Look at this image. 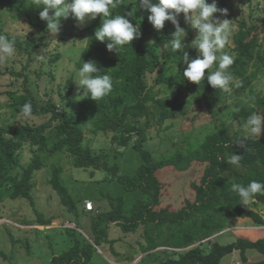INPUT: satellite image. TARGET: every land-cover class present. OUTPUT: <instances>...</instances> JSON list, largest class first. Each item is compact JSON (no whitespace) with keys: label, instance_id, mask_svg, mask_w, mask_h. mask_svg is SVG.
Returning <instances> with one entry per match:
<instances>
[{"label":"trees","instance_id":"trees-1","mask_svg":"<svg viewBox=\"0 0 264 264\" xmlns=\"http://www.w3.org/2000/svg\"><path fill=\"white\" fill-rule=\"evenodd\" d=\"M138 5L139 0H118V7L112 10L113 14H123L141 33L120 53L109 52L107 41L95 40L94 33L101 25V17L98 16L82 30V53L76 62L77 68L83 62H95L101 75L107 73L111 76L113 88L109 95L98 101L81 97L76 110L71 113L57 110L52 102L39 106L31 95L15 100L12 105L15 113L24 114L22 106L31 103L32 109L27 115L50 117L37 125L19 122L16 126H0V188L11 199L31 200L30 192L35 187L33 174L43 166L39 154L53 156L64 150L73 158L74 167L105 170L126 189L139 190L143 194L142 200L131 204L127 213L120 198H109L110 210L94 214L90 222L95 239L104 237L96 231L98 222L103 220L118 225L125 233L143 227L146 246L142 248V254L160 247L159 243L172 250L164 258H156L157 264H220L222 258L235 251L240 254L242 264H264V259L249 263L245 256V252L252 249L264 257V239H237L226 245L206 241L203 243L205 247L200 243L224 230L231 219L247 218L258 226H264L263 216L255 210L259 206L264 209V194H255L249 201L250 205H242L239 195L231 191L234 183L247 185L252 180L264 183V134L249 138L239 130L232 131L222 122L217 123L222 119L220 113L225 97L240 99L229 113L231 121L243 124L256 110H264V94L257 93L253 86L264 67V19L259 25L238 24L231 50L233 64L229 71L236 78L234 84L238 83L240 87L230 86L231 94L228 95L207 83V73L216 70L215 63L206 70L205 79L200 84L184 78L182 74L187 65L182 62L183 53L169 49L171 37L168 34L162 44L159 43L161 39L152 38L150 30L153 26L148 19L139 20L134 15ZM26 43L27 47L19 46L18 51L26 52L29 63H33L37 57L32 52L39 45L34 46L28 40ZM184 51L188 52L189 61L197 56L193 48ZM66 86L71 92L70 79ZM186 97L202 105L204 115L212 119V128L197 138L185 140L184 143L192 142L185 151L154 159L142 148L149 137L150 125L153 121L162 125L166 120L185 117L186 107L193 104L185 102ZM244 99L247 102H243ZM197 118L199 116L194 117ZM99 134L108 135L111 144L118 148L130 146L140 154L141 165L134 177L118 175V167L109 165L105 156L91 153L86 138ZM240 138L245 139L244 147L235 143ZM25 145L30 146L33 156L23 166L20 151ZM230 153L242 157L239 167L226 163ZM193 163L204 166L199 184H192L194 200H186L178 210H156L161 190L156 173L167 167L186 171ZM60 174L61 168L52 166L49 184L62 205L73 211L75 203L61 184ZM197 243L200 244L194 246ZM92 249L85 239L83 246L75 242L68 252L53 257L50 264L87 263Z\"/></svg>","mask_w":264,"mask_h":264},{"label":"rangeland","instance_id":"rangeland-1","mask_svg":"<svg viewBox=\"0 0 264 264\" xmlns=\"http://www.w3.org/2000/svg\"><path fill=\"white\" fill-rule=\"evenodd\" d=\"M152 2L155 3L156 0ZM207 2L212 3V0ZM31 3L32 0H0V34L7 35L9 39L15 37L17 49L14 57L0 61V126H16L19 122L37 125L50 117L15 113L12 105L20 96L31 95L39 106L52 102L57 110L67 113L74 112L81 99L77 97V85L74 82L77 79L76 62L82 53V30L93 20L86 19L81 25L71 17L62 19L59 33L52 36L46 30V22L39 18V12L43 8H36ZM217 6L228 10L227 16L218 12L214 14V19H227L231 22V34L225 48L221 50L231 56L233 37L239 29L238 24L244 22L247 26L259 25L264 19V0H217ZM149 14L140 4L134 12L139 20L146 19ZM178 20L187 32L183 41L184 49L191 48V42L197 33L186 23L182 13L179 14ZM174 32L175 27L166 21L164 28L159 31L152 27L150 35L152 38L161 39L159 43L162 44L165 41L164 36L168 34L172 38ZM27 40L34 46L39 45L35 46L32 52L37 57L33 63H29V55L26 52L18 51L19 46L23 49L27 47ZM56 55H59V58H55ZM31 60H34L33 56ZM69 79L72 82V93L66 86ZM253 86L257 93L264 94V67ZM227 93L229 95L231 91ZM81 94L82 90L79 95ZM238 100L240 99L225 97L220 113L222 119L217 123L222 122L230 126L232 131L242 132L241 122L229 119V113ZM184 101L193 103L186 107L185 117H177L173 121L166 120L162 125L153 121L150 125L149 137L142 148L154 159L165 154L185 151L192 145V142L184 143L185 140L197 138L212 128V119L204 115V109L199 102L188 97L184 98ZM243 102H247V99ZM255 113L264 116V110L259 109ZM196 116L199 118L194 119ZM263 134L264 125L260 137ZM86 140L93 155H103L109 165L118 167V175L129 178L136 175L142 158L132 147L118 148L111 144L110 137L105 134L88 135ZM32 156L30 146L25 145L20 151L21 165H27ZM39 156L43 166L33 174L32 182L35 187L30 192L31 200L11 199L0 188V264H50L53 257L68 252L75 242L83 246L84 239L93 247L90 260L84 264H157L158 259L164 258L172 251L159 243L160 247L142 254V248L146 246L143 227L140 226L135 232L125 233L118 225L103 220L98 222L96 231L104 237L95 239L96 235L90 227V222L94 214L110 210L109 198H120L123 210L127 213L131 204L142 200L143 194L139 190L126 189L105 170L74 167L73 158L64 150L53 156ZM52 166L61 168L60 182L75 203L73 211L62 205L59 196L49 184ZM203 169V165L193 163L186 171L179 172L173 167L158 171L156 176L160 181L161 190L160 204L156 210H178L184 206L186 200L193 201L195 193L192 184H199ZM87 202L93 204L92 211L85 210ZM247 205H250V202ZM255 210L264 216L263 207L259 206ZM229 222L224 230L214 234L208 241H216L221 245L232 243L237 231L228 229ZM248 224L250 227H257L252 222ZM262 227V230L256 232L258 237H264L260 232H264V226ZM205 242L206 240L200 243L204 246ZM233 253L235 254L232 257L226 256L222 264H242L240 254L237 251ZM263 259L257 251H248L249 263Z\"/></svg>","mask_w":264,"mask_h":264},{"label":"clouds","instance_id":"clouds-1","mask_svg":"<svg viewBox=\"0 0 264 264\" xmlns=\"http://www.w3.org/2000/svg\"><path fill=\"white\" fill-rule=\"evenodd\" d=\"M142 9L147 10L148 22L157 31L169 21L175 27V32L168 47L172 52H182V62L187 65L183 71V77L188 81L200 84L205 79L206 70L214 63L216 70L208 72L207 83L213 89H220L224 92L230 91V86L240 87L234 84L236 78L229 71L233 64L232 57L222 52L231 34V22L227 19H214L215 13L227 16L228 10L217 6V0L208 3L207 0H139ZM31 5L36 8H43L39 12V18L46 22L47 32L55 36L60 31V21L69 17L75 19L79 24L85 20H96L101 17V25L95 31L94 38L99 42H105L109 52L120 53L125 46L131 45L134 39L141 35L137 26H134L123 14H113V9L118 7V0H32ZM50 12L52 15H50ZM184 15L186 23L197 33L190 47L195 49L197 56L189 61L188 52L184 51L183 41L187 32L180 26L178 16ZM17 53L15 37L9 39L7 35L0 34V61L14 57ZM77 97H86L98 101L109 95L113 88L111 76L107 73L101 75L97 65L93 61L83 62L77 69ZM83 90V94L79 95ZM31 103L22 106L24 114H30ZM264 125V116L253 113L247 117L242 124V132L247 137H260ZM244 138L237 139L235 143L244 147ZM242 157L233 153L229 154L227 164L239 167ZM231 191L237 193L241 198L242 205H247L255 194H264V183L257 180L250 181L247 185L234 183Z\"/></svg>","mask_w":264,"mask_h":264},{"label":"crops","instance_id":"crops-1","mask_svg":"<svg viewBox=\"0 0 264 264\" xmlns=\"http://www.w3.org/2000/svg\"><path fill=\"white\" fill-rule=\"evenodd\" d=\"M263 219H264V216H263ZM249 222H252V221L250 219H247V218H245V219L235 218V219H231L230 220L228 229H231V230H235L236 229L235 231H237V233L235 234L236 235L235 236V240H237V239H246V240H250V241H256L258 239H264V237H258L257 234H256L257 230H262L263 227L262 226H258V225H256L253 222H252V224L256 225L257 227H255V226H251L250 227L249 224H248ZM260 232H262L263 235H264L263 231H260ZM248 251L249 250H247L245 252L246 258H247ZM234 254L235 253H232L229 256L232 257V255H234ZM224 258L221 259L220 264H222Z\"/></svg>","mask_w":264,"mask_h":264},{"label":"built area","instance_id":"built-area-1","mask_svg":"<svg viewBox=\"0 0 264 264\" xmlns=\"http://www.w3.org/2000/svg\"><path fill=\"white\" fill-rule=\"evenodd\" d=\"M94 209V207H93V204L91 203V202H87L86 204H85V210L86 211H92ZM67 225L68 226H70V224L69 223H67ZM211 238H209L208 240H210ZM208 240H206V241H208ZM202 242H204V241H202ZM198 245V243L195 245V246H197Z\"/></svg>","mask_w":264,"mask_h":264}]
</instances>
